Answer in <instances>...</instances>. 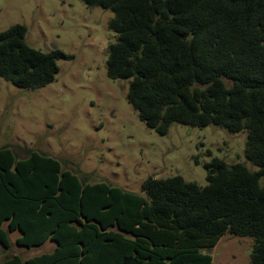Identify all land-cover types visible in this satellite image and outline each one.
<instances>
[{
	"label": "trees",
	"instance_id": "trees-1",
	"mask_svg": "<svg viewBox=\"0 0 264 264\" xmlns=\"http://www.w3.org/2000/svg\"><path fill=\"white\" fill-rule=\"evenodd\" d=\"M82 1L113 11L107 77L130 81L127 99L148 128L247 130L245 157L258 171L212 158L205 186L149 177L141 196L2 147L0 264H212L226 234L252 237L248 264H264V0ZM26 34L21 24L0 32V77L38 90L69 56L33 49ZM15 232L18 247L54 249L9 254Z\"/></svg>",
	"mask_w": 264,
	"mask_h": 264
},
{
	"label": "rangeland",
	"instance_id": "rangeland-1",
	"mask_svg": "<svg viewBox=\"0 0 264 264\" xmlns=\"http://www.w3.org/2000/svg\"><path fill=\"white\" fill-rule=\"evenodd\" d=\"M113 16L111 9L82 0H0V32L21 24L30 47L69 56L58 61L54 81L38 90L0 77V148L11 147L21 157L24 150H35L56 158L81 180L141 196L149 177L180 176L205 186V164L212 158L257 172L245 157L247 130L174 123L160 135L139 119L127 99L130 81L107 77L108 47L116 40L109 26ZM16 234L9 254L28 257L52 248L18 247ZM253 245L252 237L226 234L210 251L212 264H248Z\"/></svg>",
	"mask_w": 264,
	"mask_h": 264
},
{
	"label": "crops",
	"instance_id": "crops-1",
	"mask_svg": "<svg viewBox=\"0 0 264 264\" xmlns=\"http://www.w3.org/2000/svg\"><path fill=\"white\" fill-rule=\"evenodd\" d=\"M14 234H16V232H15V233H12L11 236L14 235ZM18 236H19V234L17 233L14 239L16 240V238H17ZM11 239H12V238H11ZM15 240H14V241H15ZM52 244H53V243L48 242V243L45 244V245H49V246H50V245H52ZM45 245H44V246H45ZM53 249H54V244L52 245L51 250H48V251H42V253L50 252V251H52ZM27 250H28V249H27ZM27 250H26V252H27ZM42 253H41V254H42ZM36 255H37V254H35L34 256H36ZM38 255H39V254H38ZM3 256H4V255H3ZM28 257H32V256H28Z\"/></svg>",
	"mask_w": 264,
	"mask_h": 264
}]
</instances>
